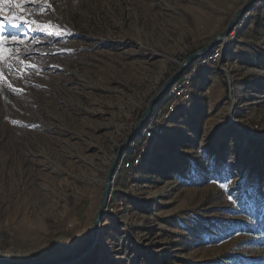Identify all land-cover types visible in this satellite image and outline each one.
<instances>
[{
  "label": "rangeland",
  "instance_id": "1",
  "mask_svg": "<svg viewBox=\"0 0 264 264\" xmlns=\"http://www.w3.org/2000/svg\"><path fill=\"white\" fill-rule=\"evenodd\" d=\"M245 1L48 0L32 17L67 34L5 26L39 41L21 48L42 71L6 70L0 88V259L59 261L87 245L118 148ZM241 21L200 70L208 93L165 122L130 175L118 169L129 142L112 212L108 198L93 248L73 264H264V8Z\"/></svg>",
  "mask_w": 264,
  "mask_h": 264
},
{
  "label": "built area",
  "instance_id": "2",
  "mask_svg": "<svg viewBox=\"0 0 264 264\" xmlns=\"http://www.w3.org/2000/svg\"><path fill=\"white\" fill-rule=\"evenodd\" d=\"M262 8H264V0H256L251 10L244 15L245 19L251 12L253 13ZM235 28L233 30H237ZM227 44H229V41L225 39L203 58L191 64L182 73L180 78L170 85L164 94L157 99L156 104L146 120L144 128L133 138L128 149L121 156L118 169L123 168L127 171L128 175L132 174L135 168L138 167L141 157L145 155L148 144L157 137H160L165 131V122L176 116V114H184L202 92L208 93L207 89L201 91V82L199 81L200 70L208 64H218L227 49ZM112 196H109V203L105 214L112 212L113 208L110 206ZM119 203L122 205L121 202Z\"/></svg>",
  "mask_w": 264,
  "mask_h": 264
},
{
  "label": "snow or ice",
  "instance_id": "3",
  "mask_svg": "<svg viewBox=\"0 0 264 264\" xmlns=\"http://www.w3.org/2000/svg\"><path fill=\"white\" fill-rule=\"evenodd\" d=\"M5 4L14 5L15 11L9 10L6 15ZM26 4H28V0H0V88L7 83L5 79L6 70L9 75L15 73V78L17 79H23L25 75H29L32 71L37 74L42 71L39 66L27 62L31 57L30 55H24V53H31L32 49L28 46L21 48L26 43L36 44L39 41L29 37L27 32L21 36L5 35V26L19 28L23 24L28 32H41L44 35L56 38L67 34V29L60 25L53 24L51 21L41 22L32 17L33 11L47 14V11L51 9L48 0H43L42 4L33 2L28 5L27 9L25 7ZM7 87L17 93L22 91L14 88L11 84H7ZM13 123L18 122L13 121ZM228 198L229 200L232 199L231 194H229Z\"/></svg>",
  "mask_w": 264,
  "mask_h": 264
},
{
  "label": "water",
  "instance_id": "4",
  "mask_svg": "<svg viewBox=\"0 0 264 264\" xmlns=\"http://www.w3.org/2000/svg\"><path fill=\"white\" fill-rule=\"evenodd\" d=\"M256 2V0H246L244 4L236 11L233 18L227 25V27L219 33L213 40L208 42L204 47L197 50L196 52L188 55L180 64L177 70L173 73L172 76H170L160 87L158 93L149 101L147 107L141 114L140 118L138 119L137 123L135 124L132 132L129 134V136L123 141V143L118 148L116 155L110 164L106 177L104 179V187L101 194V200H100V206L95 214V217L93 219L91 232H90V238L85 247H83L80 251H78L75 255L72 257L61 259L59 261H49V262H40V263H27V264H73L76 261L81 260L84 256H86L91 249L93 248L96 237L99 231V227L101 223L104 220V209L107 205L109 193L111 189V181L114 174L115 166L120 158V156L123 154L125 148L129 144V142L138 135L139 131L144 127V123L147 120L149 114L151 113L152 107L156 100L164 94V92L168 89L170 85H172L177 79L180 78L182 73L188 68L189 65L194 63L200 58H203L206 54H208L212 49L217 47L231 32L232 30L239 24V22L242 20L244 15L248 13L251 10L252 5ZM0 264H21L15 260L12 259H0Z\"/></svg>",
  "mask_w": 264,
  "mask_h": 264
},
{
  "label": "trees",
  "instance_id": "5",
  "mask_svg": "<svg viewBox=\"0 0 264 264\" xmlns=\"http://www.w3.org/2000/svg\"><path fill=\"white\" fill-rule=\"evenodd\" d=\"M257 27H259V24L257 23V24H255Z\"/></svg>",
  "mask_w": 264,
  "mask_h": 264
},
{
  "label": "bare ground",
  "instance_id": "6",
  "mask_svg": "<svg viewBox=\"0 0 264 264\" xmlns=\"http://www.w3.org/2000/svg\"><path fill=\"white\" fill-rule=\"evenodd\" d=\"M13 260V259H12Z\"/></svg>",
  "mask_w": 264,
  "mask_h": 264
}]
</instances>
